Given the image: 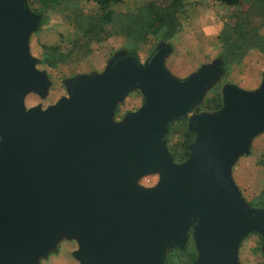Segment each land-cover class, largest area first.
Returning <instances> with one entry per match:
<instances>
[{
  "label": "water",
  "instance_id": "obj_1",
  "mask_svg": "<svg viewBox=\"0 0 264 264\" xmlns=\"http://www.w3.org/2000/svg\"><path fill=\"white\" fill-rule=\"evenodd\" d=\"M41 22L25 0H0V264H40L64 240L77 242L80 264H167L197 221L195 264H241L244 239L264 240V210L232 169L264 133V81L254 92L227 85L220 111L195 114L222 65L179 81L163 44L145 65L121 52L105 72L68 80L56 104L28 109L30 94L44 99L52 86L30 48ZM137 89L143 107L116 122ZM185 119L196 140L176 164L165 137ZM150 174L159 183L141 186Z\"/></svg>",
  "mask_w": 264,
  "mask_h": 264
},
{
  "label": "trees",
  "instance_id": "obj_2",
  "mask_svg": "<svg viewBox=\"0 0 264 264\" xmlns=\"http://www.w3.org/2000/svg\"><path fill=\"white\" fill-rule=\"evenodd\" d=\"M25 1L27 8L42 18L37 32L42 30L48 15L52 13L61 15L72 28L66 48L60 44L42 46L39 64L51 69L80 63L93 53L95 45L113 38L124 41L121 52L137 61H140V50L152 41H155V45L159 44V48L163 44L172 48L170 42L181 31L182 16L187 13L185 0H134L130 4L126 0ZM217 1L233 10L219 36L222 45L219 60L224 62V68L220 81L197 108V114L220 111L224 107L223 87L228 83L232 70L240 66L251 51L264 53V0ZM257 20H261V24L256 25ZM176 138L178 140L175 142ZM165 140L174 163L181 164L191 157L190 146L195 142L196 134L189 130L187 120H181L170 125ZM259 164L264 169V157ZM257 200L256 208L264 209V191ZM254 234L261 238L263 260L259 264H264L263 236L252 232L244 240ZM193 244L195 241L188 238L185 248L168 249L165 262L195 264L200 252ZM55 254L52 252L51 255Z\"/></svg>",
  "mask_w": 264,
  "mask_h": 264
},
{
  "label": "rangeland",
  "instance_id": "obj_3",
  "mask_svg": "<svg viewBox=\"0 0 264 264\" xmlns=\"http://www.w3.org/2000/svg\"><path fill=\"white\" fill-rule=\"evenodd\" d=\"M133 1L134 0H129V2L127 3L130 4ZM187 1H189V4L187 3V8L188 10H191V14H189L190 12L187 11L188 13H186L184 17L182 16V23L183 27L186 25V32L190 33L191 31L193 32L196 29L198 31L197 26L200 19L198 16L199 12H197V10L200 11L203 8V28L204 30L205 28L208 29V34L205 33V36H209L211 38L208 40L210 48L214 47L215 50H219L220 55L221 47L217 43L218 41L216 40V36L220 34L224 29L225 22L229 21L227 19L233 11L232 8L223 5L220 1L217 0H204L206 2H204L203 0ZM207 2L210 3L209 6H206ZM260 22L261 20H257L256 25L261 24ZM189 33H187L188 42H185L186 46H182L174 50L173 48H171L168 53V56L166 57L167 70L173 77H175L179 81H183L189 78L192 74L202 69L203 66H207L213 63L212 60L204 62V59L206 58H209L210 60L211 56L209 55V57H207L208 55H206V58L204 57V53H202V49L199 47L200 45H196L197 40L195 39L192 33ZM71 34L72 28L70 24L67 23L61 15L54 13L49 14L48 19L47 21H45L42 30L33 33L30 38L31 53L37 59H41L43 45L60 44L61 46L66 48L68 46L67 44L69 43L68 38L71 37ZM198 40L200 44H204V42L199 36ZM175 42H178V40L176 39L174 43ZM124 44V41H122L121 39L113 38L112 42L95 45L93 53L82 62L70 65H62L56 69H51L40 64L39 69L47 71L48 78L50 80V83H52V86L49 90V95L44 99L36 94H30L26 99L27 108L29 109L41 105L44 109H46L49 106L56 104L61 98L69 96V92L66 85L68 80L73 79L79 75L93 73L101 74L105 72L109 63L116 57L117 54L121 53V51L124 49ZM158 48L159 44L155 45V41H152L148 46L143 47L140 50V62L142 63V65L148 63V61L153 56L154 52L158 50ZM219 61L222 65V68H224V62L221 59ZM263 68V55L257 51L250 52L244 59L243 63L232 70L229 78L227 79L228 83L224 85V87L227 85H234L238 87L239 85L234 83L242 81L245 76L248 75L249 71H252V74H255V72L262 70ZM238 88L240 89V87ZM144 102L145 97L142 90L137 89L131 92L125 98V100L118 106L115 115V121L122 122L124 121L127 115L137 113L143 107ZM195 114H197L196 111ZM185 120L190 122L189 119ZM261 136L262 135H259L252 142L253 148L258 147L255 148L256 150L254 154L258 160H260L259 158H262L260 154L263 153L262 149H264V139H262ZM177 140L178 138L174 139L175 142ZM254 145L256 146L254 147ZM159 181L160 174H150L140 180V185L145 188H153L159 183ZM243 191V195L241 194L242 197L244 196L243 198L248 202V204L252 207L253 210H264L262 208H256V203L258 202L257 199L260 198L262 192L260 193L259 190L256 191L255 189L252 190V188H249V190L245 188V190ZM197 225H199L198 221L195 223L191 222L189 225L190 229L187 234L189 239L195 241V244H193L195 246H197L195 236ZM260 241L261 238L258 235L254 234L242 242L238 254L239 261L241 264H259L260 261L263 260V255L260 251ZM77 250V242L64 240L60 243L56 254L51 255L46 259H43L40 264H80V262L74 256V253Z\"/></svg>",
  "mask_w": 264,
  "mask_h": 264
},
{
  "label": "crops",
  "instance_id": "obj_4",
  "mask_svg": "<svg viewBox=\"0 0 264 264\" xmlns=\"http://www.w3.org/2000/svg\"><path fill=\"white\" fill-rule=\"evenodd\" d=\"M206 1H209V0H206ZM206 1H204V2H206ZM126 2H129V0H126ZM188 2L189 1L186 0V3H188ZM206 4H207L206 6H209L210 3L207 2ZM202 9L200 11L197 10V12H199L198 16H199V19H200L199 22H198V26H197L198 31L196 29L195 31H193V32L191 31L190 33H192L193 36L195 37V39L197 40L196 41V43H197L196 45H200L199 47L202 49V53H204V57L206 58V55H208L207 57H209V55L211 56L210 60H209V58H206L208 60L203 58L204 62L211 61V60L214 62V61L218 60V58L220 57V55L222 53V45H221L220 40H219L220 34H218L216 36V40L218 41L217 43L221 47V49H220L221 52H220V55H219V50L218 51L215 50L214 47H212L213 49L210 48L208 40L211 39V38L209 36H205V33H207L208 29L205 28V30H204V28H203L204 21H203V10ZM187 11L190 12L189 14H191V10H188V8H187ZM200 13H201V15H200ZM183 17H184V15H183ZM187 33H189V32H186V25L183 27V23H182L181 31L170 42L173 50L177 49V48H180L182 46H186L185 42H188ZM262 33L264 34L263 31H262ZM198 36L202 39L204 44H200L199 43ZM68 39L70 40V38H68ZM176 39L178 40V42L174 43V41ZM108 42H112V39L109 40ZM108 42H106V43H108ZM253 51L255 52L257 50H253ZM253 51H251V52H253ZM257 52H259V51H257ZM259 53H261V52H259ZM261 54L264 57V53H261ZM44 71H46V70H44ZM263 81H264V68L262 70H259V71L255 72V74H252V71L251 72L249 71L248 75L245 76V78L242 81L236 82L234 84L239 85L238 87H240V89H242L244 91L254 92V91L258 90L261 87ZM261 135H262L261 136L262 139H264V133L261 134ZM255 146L256 145H254V147ZM255 148H258V147H255ZM255 148L251 147L250 154L242 156L236 162V164L233 166V169H232L233 180H234L236 186L238 187V189L240 190L242 195H243V192H244L243 190H245V188L247 190H249V188H252V190L255 189L256 191L259 190L260 193L264 191V169L259 164V162H260V160L262 158H259L260 160H258L257 157L254 155L255 154V150H256ZM262 150H263V153H261L260 156L264 157V149H262ZM245 159H246V161H245ZM235 177H236V180H235Z\"/></svg>",
  "mask_w": 264,
  "mask_h": 264
}]
</instances>
